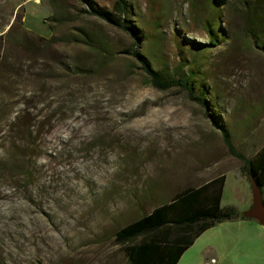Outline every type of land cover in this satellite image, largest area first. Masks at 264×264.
Returning <instances> with one entry per match:
<instances>
[{
    "label": "rangeland",
    "instance_id": "1",
    "mask_svg": "<svg viewBox=\"0 0 264 264\" xmlns=\"http://www.w3.org/2000/svg\"><path fill=\"white\" fill-rule=\"evenodd\" d=\"M112 10L116 0H95ZM264 1V0H263ZM156 69L196 75L238 150L264 145V37L244 0H131ZM81 0H0V264H126L115 231L226 174L252 188L205 108L149 82L125 31ZM210 21V23H209ZM219 39L196 55L192 41ZM214 35V33H213ZM193 72V73H192Z\"/></svg>",
    "mask_w": 264,
    "mask_h": 264
},
{
    "label": "trees",
    "instance_id": "2",
    "mask_svg": "<svg viewBox=\"0 0 264 264\" xmlns=\"http://www.w3.org/2000/svg\"><path fill=\"white\" fill-rule=\"evenodd\" d=\"M27 1V0H22ZM86 11L106 23L127 32L133 39V47L124 53L136 57L150 84L160 90L179 88L186 91L189 99L206 109L213 126L219 130L229 153L242 162L241 171L252 188L251 178L262 188L264 196V145L252 156L240 152L233 141L229 127L214 113V106L206 99L205 84H196V75L173 76L153 67L138 45L146 40L144 30L130 19L131 0H116L112 10L100 7L95 0H81ZM221 0H217L220 2ZM247 4V19L254 22L250 27L254 36L264 37V1L244 0ZM216 2V0H215ZM210 23V21H209ZM211 39L206 45L192 41L196 55L209 47H216L219 39L214 29L209 28ZM258 32V35L254 33ZM214 33V35H213ZM264 45V41H262ZM226 174L218 175L197 186H189L176 193L170 201L156 206L151 212L118 228L114 242L120 246L126 264H177L183 253L206 230L217 223L236 218L251 219L240 213L233 205L222 206Z\"/></svg>",
    "mask_w": 264,
    "mask_h": 264
},
{
    "label": "crops",
    "instance_id": "3",
    "mask_svg": "<svg viewBox=\"0 0 264 264\" xmlns=\"http://www.w3.org/2000/svg\"><path fill=\"white\" fill-rule=\"evenodd\" d=\"M251 205L252 201L239 212L244 214ZM177 264H264V225L240 217L217 223L195 240Z\"/></svg>",
    "mask_w": 264,
    "mask_h": 264
},
{
    "label": "water",
    "instance_id": "4",
    "mask_svg": "<svg viewBox=\"0 0 264 264\" xmlns=\"http://www.w3.org/2000/svg\"><path fill=\"white\" fill-rule=\"evenodd\" d=\"M252 184V205L244 212L247 218L255 219L264 225V197L261 186L251 178Z\"/></svg>",
    "mask_w": 264,
    "mask_h": 264
},
{
    "label": "built area",
    "instance_id": "5",
    "mask_svg": "<svg viewBox=\"0 0 264 264\" xmlns=\"http://www.w3.org/2000/svg\"><path fill=\"white\" fill-rule=\"evenodd\" d=\"M211 262H212V263H215V262H216V260H215V259H212V260H211Z\"/></svg>",
    "mask_w": 264,
    "mask_h": 264
}]
</instances>
